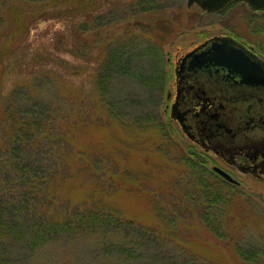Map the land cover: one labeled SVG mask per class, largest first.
Segmentation results:
<instances>
[{
  "label": "rangeland",
  "instance_id": "rangeland-1",
  "mask_svg": "<svg viewBox=\"0 0 264 264\" xmlns=\"http://www.w3.org/2000/svg\"><path fill=\"white\" fill-rule=\"evenodd\" d=\"M112 1L119 6L125 0ZM140 1L142 7L130 9L128 5L123 12L116 8L85 30L100 31L93 41L95 64L106 45L124 44L126 63L119 71L103 69L100 73L108 75L104 89L110 95V107L122 120L104 114L95 120L86 106L89 120L80 123L79 131L71 127L64 133L69 141L76 133L71 144L74 150L83 149L79 156L63 142L64 149L56 158L55 147L49 146L54 143L51 133L35 149L38 158L26 174V184L0 187V223L9 225L2 236L0 264H264V179L241 173L193 143L169 115L168 107L173 98V59L205 37L226 33L251 45L264 58V8L251 9L243 0H234L220 11H205L185 0ZM29 8L23 16L20 13L21 21L9 19V12L0 8V31H23L31 26L33 49L49 50L53 42L49 44V36L41 42V34L48 31L50 35L59 21L42 20L32 27ZM11 15L16 17L14 12ZM107 19L111 27L101 26ZM24 48L16 47L20 59L13 73L0 74V94L7 93L14 77L24 76V60L31 59L32 51ZM64 56L72 65L79 61L67 53ZM80 63L85 69L76 77L63 74L71 68H58L65 81L61 88H79L86 96L93 88L86 70L89 61ZM19 88L16 96L21 94ZM50 106L38 105L45 116L41 119L44 126H50L46 119ZM2 143L0 159L4 154L9 159L4 152L6 143ZM215 167L230 173L234 182L220 183L209 173ZM20 187L25 188L18 197L9 195ZM212 189L219 196L206 203ZM20 206L24 207L22 214ZM82 207L110 212H105L107 217L94 231L96 245L83 246L87 236L80 223L49 230L40 224L54 210L66 209L75 215ZM126 220L133 224L123 226ZM139 226L154 229L144 233ZM35 231L40 234L34 235ZM1 235L0 231V240ZM105 241H118L126 250L98 247Z\"/></svg>",
  "mask_w": 264,
  "mask_h": 264
},
{
  "label": "trees",
  "instance_id": "trees-1",
  "mask_svg": "<svg viewBox=\"0 0 264 264\" xmlns=\"http://www.w3.org/2000/svg\"><path fill=\"white\" fill-rule=\"evenodd\" d=\"M112 2V0H99L98 2L96 0H0V8H3V13L9 12V19L20 20V16L25 14L26 6H30L27 11L31 12L29 13L31 14L29 22L32 21V27L42 20L53 19L59 21V26L50 31V35L47 34L48 31H43L44 33L41 34L43 36L40 39L41 42H45L47 36H49V44L51 41L53 42L49 50L48 48L43 50L33 49L34 39L30 31L31 26H26L23 31H0V74L5 72L6 75H9L18 66L20 57L17 55L16 47H25L24 50L26 49L27 52L32 50L29 52L31 59H25V65L22 61L24 67L22 71L25 72L24 76L14 77L7 93L0 94V127L2 131L0 144L3 140L5 141L2 143H6L4 152L9 156V159H7V156L4 154V157L2 156L0 159L1 168L3 167L2 169L0 168V187H5L7 183H10L9 187H15L16 183L21 184V186L26 184V180L28 179L26 174L31 173L30 169L33 168L38 158L35 149L42 144V140L51 136V133H53V136L50 139L54 140V143L50 142L49 146L55 147L52 151L55 153L56 158L62 153L61 150L64 149L61 145L63 142L67 143L66 149L78 155L79 146L74 150L73 148L75 147L71 144L76 133L70 137L71 141L65 139L64 133L66 134V131L70 130L71 127H74V131L75 129L79 131L82 124L89 120L86 106H89L91 113H94L95 120L101 119L103 114L113 120H122L120 114L113 111L110 107V95L108 96V91L104 89L108 79L105 82L103 80L108 75L107 73L100 75V73L103 69L119 71V67L126 63L124 44H118L112 48L106 45L99 55V62L97 61V64H95L97 54L95 53V49L93 51V41H96L94 39H96L100 31L87 32L85 30L90 29V23L99 21L102 19V16L107 17L116 8L119 9L121 7L120 9L123 12L128 8V5H130V9L136 7V5L138 7H142L143 5H138L141 3L140 0L121 1L122 3L119 6L116 4L118 2ZM11 12H14L16 17L12 16ZM20 13L22 14L20 15ZM1 15L2 13H0V19H2ZM109 20L101 21L100 25L111 27V24L108 23ZM85 32L89 36L86 37L84 35ZM2 34L3 38H1ZM64 53L69 54L75 59H79V61L72 65L64 56ZM21 57L25 58L26 56L24 57V54H21ZM80 61H89L86 70L89 69L88 72H90L93 84V88L87 92L86 96L84 91L79 88L62 89L61 86L64 85L65 81L61 77L62 72L58 71V68L64 70L65 67H69L71 69L63 72V74L68 72L69 76L76 77L80 71L85 69L84 64L81 65ZM19 87H21V94L16 96L15 93L20 89ZM39 103L51 105L48 111L49 115L46 117L50 126H44L41 123V119L43 120L45 116L40 113ZM54 118L61 123L55 125L51 121V119L55 120ZM104 119L102 122L105 121ZM81 150L80 154L83 152ZM209 173L214 174L216 178L218 177L217 180H220V183L226 180L213 168L210 169ZM24 188L20 187L19 190L9 191L8 193L10 196L18 197V194H21ZM199 188L202 189V187ZM212 192L213 194L207 197L209 198L208 202L205 200L206 203L213 202V198L219 196L217 195L218 191L215 189H212ZM22 209L24 207L20 209L19 214H22ZM16 210L19 209L17 208L14 211ZM3 211H5L4 207ZM54 211L51 213L49 220L45 219L46 223L40 224L46 230H49L51 226L54 229H66V224L80 223L82 225L81 230L87 236L83 241V246H90L89 243L96 245L97 238L94 231H97L98 225L101 226L102 218L107 217L109 212L86 207L79 208L75 215L68 213L69 211L66 209ZM39 213L37 215L42 216V213ZM8 217L9 219L12 218L9 212ZM112 220L114 221V219ZM122 222L124 223L123 226L132 223L130 220ZM0 225L2 224L0 223ZM8 226V224L0 226V231L2 232L0 250L1 248L3 249L2 243L5 242L2 236H6ZM139 227L144 233H151V229H154L150 227L143 228V226ZM121 231L124 233L123 230ZM33 234L37 236L40 233L35 231ZM99 243L98 247H102L103 249L126 250L124 245L118 241ZM192 252L195 253L191 248ZM248 254L252 255V253Z\"/></svg>",
  "mask_w": 264,
  "mask_h": 264
},
{
  "label": "flooded vegetation",
  "instance_id": "flooded-vegetation-1",
  "mask_svg": "<svg viewBox=\"0 0 264 264\" xmlns=\"http://www.w3.org/2000/svg\"><path fill=\"white\" fill-rule=\"evenodd\" d=\"M225 34L218 33L205 37L192 44L191 48L206 38ZM243 46L264 61L251 45ZM184 52L172 61L173 98L176 92L179 95L189 94L192 112L209 109L222 112L224 117L231 116L235 120L229 127H224L225 130H222L219 140L218 137L211 138L209 132L207 133L210 139L206 136L202 140L199 139L198 135L206 134L198 127L191 134L196 141L200 140V144L186 136L203 149L217 154L225 163L241 173L264 179V85L241 80L237 75L230 73L226 75L225 69L214 71L213 68L207 70L185 68L186 59L182 60ZM173 98L170 99L169 105ZM222 177L230 183L234 182L230 176Z\"/></svg>",
  "mask_w": 264,
  "mask_h": 264
},
{
  "label": "water",
  "instance_id": "water-1",
  "mask_svg": "<svg viewBox=\"0 0 264 264\" xmlns=\"http://www.w3.org/2000/svg\"><path fill=\"white\" fill-rule=\"evenodd\" d=\"M232 1L234 0H185L187 5L194 2L206 11H220ZM243 1L251 9L264 8V0ZM183 59H186L185 68L203 70L213 68L214 71L225 69L226 75H237L241 80H249L264 85V61L229 35H215L206 38L203 42L186 50L182 54ZM175 69L176 66L174 68L176 75ZM191 103L189 94L182 93L179 95L176 92L169 105V115L178 122L185 135L194 141L196 140L191 133L197 127L206 134L198 135L199 139L202 140L204 136L210 139L207 133L209 132L211 138L218 137L219 140L222 130H225L224 127H229L232 122H235L234 118L231 116L224 117V114L219 111L214 112L208 109L192 112ZM196 142L200 144V140ZM215 169L222 176L229 178L223 170L216 167Z\"/></svg>",
  "mask_w": 264,
  "mask_h": 264
}]
</instances>
